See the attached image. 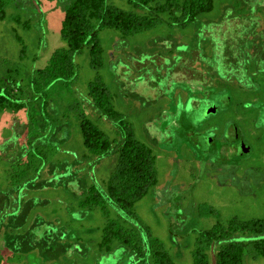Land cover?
<instances>
[{
	"label": "rangeland",
	"instance_id": "obj_1",
	"mask_svg": "<svg viewBox=\"0 0 264 264\" xmlns=\"http://www.w3.org/2000/svg\"><path fill=\"white\" fill-rule=\"evenodd\" d=\"M5 1L0 264H139L119 241L100 248L108 218L138 227L144 243L149 228L177 264H194L200 232L234 217H264V0H215L185 26L163 13L161 23L134 35L103 29L104 66L92 68L86 47L74 56L73 77L49 84L40 71L68 46L61 28L72 0ZM108 3L151 11L128 0ZM97 76L156 156L158 183L135 204L138 219L106 195L123 136L89 96ZM84 118L110 138L107 155L85 147ZM91 185L107 215L81 206ZM146 259L152 264L148 252ZM245 264H264V257L246 256Z\"/></svg>",
	"mask_w": 264,
	"mask_h": 264
},
{
	"label": "trees",
	"instance_id": "obj_2",
	"mask_svg": "<svg viewBox=\"0 0 264 264\" xmlns=\"http://www.w3.org/2000/svg\"><path fill=\"white\" fill-rule=\"evenodd\" d=\"M135 8L150 9V13L127 11L108 0H72L66 7L61 35L67 47L58 49L50 64L40 71L47 83L72 78L74 56L89 47L90 65L93 69L104 66L103 48L99 34L112 28L124 36L134 35L151 29L162 22L160 14L169 13L174 22L187 25L202 14L212 11L215 0H128ZM6 1L0 0V18L5 16ZM152 12V13H151ZM155 14L156 16H152ZM20 41H23L19 37ZM260 70V69H258ZM89 96L100 113L110 119L123 136L119 145L118 161L106 181V195L125 214L139 218L134 210L149 190L158 183L156 156L153 149L137 139L134 128L112 103V94L100 76L89 83ZM5 97L0 95V106ZM6 99V98H5ZM84 145L96 157L107 155L112 147L110 138L91 120L81 121ZM102 192L91 185L86 190L81 206H98L107 215ZM148 243H144L138 227L128 226L118 219H109L102 229L100 248L111 249L114 241L127 245L139 258V264H148L146 253L152 264H177L163 241L145 228ZM245 236L246 238H241ZM194 264H245V257H264V217L242 220L232 218L226 224L216 223L196 237L192 249Z\"/></svg>",
	"mask_w": 264,
	"mask_h": 264
}]
</instances>
